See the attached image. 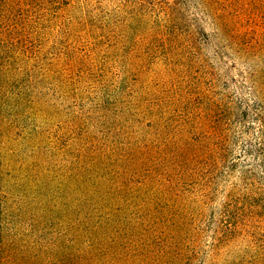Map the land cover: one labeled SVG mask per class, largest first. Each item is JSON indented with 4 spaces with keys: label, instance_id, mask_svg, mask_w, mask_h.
Here are the masks:
<instances>
[{
    "label": "trees",
    "instance_id": "trees-1",
    "mask_svg": "<svg viewBox=\"0 0 264 264\" xmlns=\"http://www.w3.org/2000/svg\"><path fill=\"white\" fill-rule=\"evenodd\" d=\"M0 264H264V0H0Z\"/></svg>",
    "mask_w": 264,
    "mask_h": 264
}]
</instances>
